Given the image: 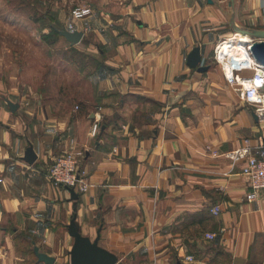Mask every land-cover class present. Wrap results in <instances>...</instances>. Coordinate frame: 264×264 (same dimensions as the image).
Wrapping results in <instances>:
<instances>
[{"label": "crops", "instance_id": "0c3cea01", "mask_svg": "<svg viewBox=\"0 0 264 264\" xmlns=\"http://www.w3.org/2000/svg\"><path fill=\"white\" fill-rule=\"evenodd\" d=\"M85 4L93 13L64 26L84 33L69 46L84 59L72 82L39 90L0 77V264H46L34 246L71 264L79 240L113 264H264V193L247 199L246 159L228 156L264 140V119L214 57L219 43L240 58L259 40L264 0ZM196 46L205 71L187 62ZM71 149L84 150L89 184L76 199L47 175Z\"/></svg>", "mask_w": 264, "mask_h": 264}, {"label": "rangeland", "instance_id": "374dc122", "mask_svg": "<svg viewBox=\"0 0 264 264\" xmlns=\"http://www.w3.org/2000/svg\"><path fill=\"white\" fill-rule=\"evenodd\" d=\"M88 1L0 0V77L31 83L39 90L57 88L66 78L72 82L84 59L56 29L78 21L71 10ZM69 87L76 89L74 83ZM11 227L7 230L13 233Z\"/></svg>", "mask_w": 264, "mask_h": 264}, {"label": "built area", "instance_id": "2783aa9c", "mask_svg": "<svg viewBox=\"0 0 264 264\" xmlns=\"http://www.w3.org/2000/svg\"><path fill=\"white\" fill-rule=\"evenodd\" d=\"M92 13L93 7L89 4L77 5L71 10V16L77 20L86 18ZM223 42L226 40L221 43ZM251 43L245 45L246 54L241 59H232L231 54L219 51L220 43L215 48L214 57L221 63L227 81L237 87L242 99L252 104L255 113L264 119V67L253 57L250 51ZM228 45L231 48L235 46L233 41H230ZM245 70H252V73L245 76L243 74ZM99 129L100 124L95 121L91 134L96 135ZM84 156L85 152L81 149L65 150L59 153L48 168V177L56 185L71 187L79 192L87 191L89 184L85 179V171L81 167ZM228 156L235 160L246 159L241 173L247 179L250 189L247 199L252 201L258 194L264 193V140L253 142L252 139L246 138L244 146L232 151ZM211 211L213 214H218L220 206H214ZM207 237L213 239L215 234L208 233ZM186 258L193 260L194 256L188 255Z\"/></svg>", "mask_w": 264, "mask_h": 264}, {"label": "water", "instance_id": "95a60500", "mask_svg": "<svg viewBox=\"0 0 264 264\" xmlns=\"http://www.w3.org/2000/svg\"><path fill=\"white\" fill-rule=\"evenodd\" d=\"M234 1V0H232ZM59 34L64 36L66 40L71 45H76L81 42L84 33L79 30L70 31L67 29L58 30ZM249 33V32H248ZM254 36L259 38V40H255L251 43V53L253 57L256 59L258 63L263 65L264 67V30H255L252 32ZM248 43H246L247 45ZM187 62L189 66L193 68H198L200 71H205L208 69V66L201 65L202 63V55L200 52V47H194L187 57ZM8 104L10 110L15 112L19 107L18 103H15L11 100H8ZM37 158V154L35 153L34 147L32 144H29L25 151L24 159L32 164ZM73 199L78 198V193L74 188L66 187ZM80 252L74 257L71 264H113L114 258L104 252L103 250L97 249L96 244H89L82 240H79ZM34 253L36 254L39 262H44L46 264H54L55 257L50 256L45 252H41L38 246H34Z\"/></svg>", "mask_w": 264, "mask_h": 264}, {"label": "bare ground", "instance_id": "6f19581e", "mask_svg": "<svg viewBox=\"0 0 264 264\" xmlns=\"http://www.w3.org/2000/svg\"><path fill=\"white\" fill-rule=\"evenodd\" d=\"M248 39H246V40H241V42H240V44H242L244 41H247ZM225 43V42H224ZM244 45V44H243ZM224 46V45H223ZM221 47V48H219V51H223V48L224 47ZM242 49H245V47H243L242 45L240 46ZM240 47L238 48V45H235L233 48H231V47H228L226 50H229V52H230V50H232V53L233 52H236L237 51V48L238 49H240ZM238 52V51H237ZM227 53V52H226ZM228 54H230V53H228ZM231 56V58H233V59H236V60H238V59H241L242 57H243V54L241 55V57L239 58L238 56H233L232 54L230 55ZM240 56V55H239Z\"/></svg>", "mask_w": 264, "mask_h": 264}, {"label": "trees", "instance_id": "16d2710c", "mask_svg": "<svg viewBox=\"0 0 264 264\" xmlns=\"http://www.w3.org/2000/svg\"><path fill=\"white\" fill-rule=\"evenodd\" d=\"M58 31V29H56ZM59 33V32H58Z\"/></svg>", "mask_w": 264, "mask_h": 264}]
</instances>
